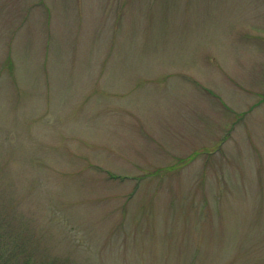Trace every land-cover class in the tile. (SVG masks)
Masks as SVG:
<instances>
[{"label":"rangeland","instance_id":"374dc122","mask_svg":"<svg viewBox=\"0 0 264 264\" xmlns=\"http://www.w3.org/2000/svg\"><path fill=\"white\" fill-rule=\"evenodd\" d=\"M1 234L18 264H264V0H0Z\"/></svg>","mask_w":264,"mask_h":264},{"label":"trees","instance_id":"16d2710c","mask_svg":"<svg viewBox=\"0 0 264 264\" xmlns=\"http://www.w3.org/2000/svg\"><path fill=\"white\" fill-rule=\"evenodd\" d=\"M19 253H20V247L18 246V244L17 245L15 244L11 247V244H8L3 240L2 234H1L0 235V264H18L17 262H15V260L17 256L19 255Z\"/></svg>","mask_w":264,"mask_h":264}]
</instances>
